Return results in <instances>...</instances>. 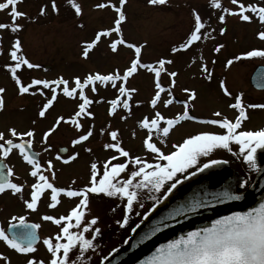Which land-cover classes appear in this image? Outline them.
Returning a JSON list of instances; mask_svg holds the SVG:
<instances>
[{
  "label": "rangeland",
  "instance_id": "obj_1",
  "mask_svg": "<svg viewBox=\"0 0 264 264\" xmlns=\"http://www.w3.org/2000/svg\"><path fill=\"white\" fill-rule=\"evenodd\" d=\"M4 2L6 0H0V3ZM76 2L81 5L83 10L79 16L76 15L68 0H56L58 12L52 9V0H22L18 4V9L27 13V17L18 18L16 23L22 24L23 28L18 33H12L9 29L0 30V36L3 38L0 46L4 49V54L0 55V87L6 89L3 93L5 107L0 111V132H4L5 139H9L11 138L8 132L9 128L15 127L18 132L34 129L36 133L33 140L35 151L37 150L41 155L43 153L45 161L52 160L56 177H64L65 182L75 186L78 179L79 182L84 178L90 179L92 163H96L102 171L100 166L111 156L117 155L115 150L103 147L104 144L112 141L107 131L101 134L102 128L108 131L118 130L121 146L133 157L139 156L148 161L145 156L154 154L145 150L144 139L148 133L146 129L139 126V122L145 116L152 118L157 110L166 118H174L178 114H182L184 105L177 101L187 100L188 93L183 91L185 88L196 92V98L190 101L188 110L190 115L197 117V120L181 121L170 130L169 136L163 142L158 137H153L154 142L162 147L165 153L175 150L174 146L182 143L185 138L202 131L224 133L226 130L218 126L206 125L198 121L210 118L219 119L220 117L213 116V113L217 111L221 112L222 116L234 121L238 111L230 108L229 105L234 103V97L241 93H243L245 104H264V93L255 92L250 81L256 67L264 65V58L241 59L234 61L230 67L227 66V60L234 56L254 48L264 49V40H260L257 36L259 31L264 30V24H261L255 16H253V22H245L239 16L227 15L226 22L222 24L218 20L221 10L211 7V0H167L165 5H151L148 0H127L124 5L127 19L121 24L123 39L130 43L143 45L142 62L155 63L161 58L173 61L172 64L166 65V68L169 72L176 71L178 73L175 78L176 85L172 89L175 97L174 103L165 107L163 100L168 96L167 93H162L161 102L158 103L156 109H153L150 106V100L156 91L154 74L140 69L137 74L129 78L126 85L138 90L130 101L132 105L130 116L127 110L122 108L117 110L116 115H109V101L118 96L117 89L120 82H117V88H112L111 85L105 87L97 83L95 93L91 91V87L85 89L86 94L93 100L89 111L94 113V118L82 117L83 129L79 131L70 123L61 122L57 131L49 137L47 145L42 143L43 133L52 126L55 119L60 115L66 118L72 115L78 110L77 105L80 101L79 97L73 100L60 94L53 107L46 113V117H38V112L46 102V97L40 94L20 95L10 72L4 67L6 64L13 63L8 53L11 44L17 37L22 43L21 54L33 64L40 65L39 68L28 69L24 66L22 70H18V75L25 84L30 83L33 78L54 80L63 76L69 80L70 86H74V77H80L83 80L89 73L107 74L119 69L123 74V71L130 66L131 59L134 58V50L123 45L118 46L117 52H112L109 45L119 38L115 32L110 37H103L90 51L88 59L83 58L84 42L93 39L97 31L113 28L117 14L110 6L104 9L95 7L96 4L106 2V0H76ZM111 2L119 6V0H111ZM221 2L224 7H235L231 4V0H221ZM243 2L246 5L251 3L264 6V0H243ZM45 5H47L46 14L40 15V9ZM193 10L198 12L202 19L210 25L202 31L211 32V37L194 42L186 51L172 53V48H178L181 43L185 42L193 29ZM249 15L253 14L249 13ZM11 22L10 9L0 10V23L10 24ZM81 24L84 27H80ZM221 28L226 29L222 35L220 34ZM221 44L224 47L219 53L215 52L214 48ZM202 63H206L212 72L211 80H208L201 72ZM221 81L226 82L232 96L225 95L220 89ZM170 83L171 78L167 72L162 73L161 84L168 87ZM44 91L50 98V90L45 89ZM101 98H103V102L98 103L97 101ZM137 101H141L139 106H137ZM121 116H127V119H121ZM247 116L248 118L242 122L241 128L237 131L259 130L260 126L264 124V109L248 108ZM109 125L110 128H108ZM90 126H94L93 136L88 141L73 146L71 141ZM15 139L19 140V138ZM24 139L29 138L24 137ZM48 145H51V148L46 151ZM62 147L68 149L67 157L79 153L72 163L58 165L53 160V157L59 153L58 149ZM230 147L232 148L231 152L226 149L213 150L208 157H201L199 164L193 168L197 169L202 162H209L211 159L217 160L220 157L225 158V161L233 165L237 157L239 162L232 168L238 172V175L240 174V177L247 175L252 177L254 170L241 162L243 158L238 150L239 145L232 142ZM86 148H91V152L86 151ZM20 155V152H17L9 159L10 163L19 166L15 170V175L18 172L27 171V164ZM118 158L126 162V158ZM137 167L135 164H129L124 172L131 175L133 171L137 170ZM213 168L210 167V169ZM47 174L52 180L51 174L49 172ZM23 177L24 175L20 174L14 179L22 182ZM67 178L70 180H66ZM78 187L83 186L78 185ZM136 189L134 185L132 190ZM97 196L99 197L98 209L89 207L85 222L89 221L95 213H97L96 217H99L98 212L102 206L112 204L107 200L114 197L103 193L97 194ZM0 200V204L6 207H3L5 210L2 211L1 224L8 226L12 217L17 214L8 206L9 198L4 196ZM110 207L108 209L111 210ZM137 207L139 206L137 205ZM23 209L19 211V216L25 214L26 209ZM112 209L114 214L118 212V209L116 210L113 206ZM135 214L136 211H133L131 216H135ZM109 219L110 217L106 215L99 217L96 226L101 229L100 233L106 231L110 226L111 231L117 233L116 226L108 224ZM0 251H5V249L0 246Z\"/></svg>",
  "mask_w": 264,
  "mask_h": 264
},
{
  "label": "snow or ice",
  "instance_id": "obj_2",
  "mask_svg": "<svg viewBox=\"0 0 264 264\" xmlns=\"http://www.w3.org/2000/svg\"><path fill=\"white\" fill-rule=\"evenodd\" d=\"M22 0H6L4 3H0V10L10 9V16L12 22L0 23V30L9 29L12 33H18L22 28V24H17L18 18L27 17V13L18 9V4ZM71 7L75 10L76 15L82 14V7L76 0H68ZM127 0H119V6L113 4L111 0L98 3L95 5L98 9H104L111 7L117 14V18L114 21V27L97 31L95 36L90 41H85L83 44L82 56L85 59L89 58L90 51L94 49L103 37H110L115 32L119 38L112 41L109 45L112 52L118 51V46L123 45L127 48L134 50V58L130 61L123 74L119 69L114 70L111 73L101 74L100 72L89 73L83 80L80 77L73 78V85L70 86L69 80L63 76L54 80L49 79H31L30 83L25 84L18 70H22L24 66L28 69L39 68L40 65L33 64L22 55V43L17 37L11 44L8 55L13 63L6 64L4 67L10 72L11 78L15 81L18 87V93L20 95L40 94L46 97V102L38 112V117L45 118L46 113L57 101L58 95L62 94L66 98L77 99L79 97V103L77 109L69 117L63 115L58 116L51 127L43 133L42 143H48L49 137L57 131L61 122L70 123L78 131L83 129L81 123L82 117H93L94 113L89 111L90 105L93 100L86 94L85 89L91 87L92 92L97 91V83L107 87L111 85L112 88L118 87V96L115 99L109 101V115H116L117 110L122 108L127 110L128 115L132 114V101L133 95L138 91L135 88L127 87V81L134 74L138 73V70L144 69L154 74L155 94L150 100V106L153 109L157 108L158 103L161 102V94L167 93L168 98L163 100L165 107L172 105L175 101L172 89L176 85V77L178 73L176 71H168L166 65L173 63L171 59L161 58L155 63L142 62L141 53L143 45H137L130 43L123 39V33L121 24L126 21V13L124 12V5ZM151 5H165L167 0H148ZM231 4L234 8L224 7L221 0H211V7L221 10V14L218 16V20L223 24L226 22L227 15L239 16L242 21L253 22V16L261 24H264V6L258 4H245L243 0H231ZM51 7L54 11L58 12L59 9L56 5V0H52ZM47 5L40 9V15L46 14ZM249 13L253 15H249ZM30 19V18H29ZM193 29L190 32L185 42L181 43L179 47H173L172 53L178 51L188 50L194 42L211 37V32H204L206 28L210 27L206 21H204L201 15L193 10ZM80 27H84L83 24ZM215 31V29H212ZM226 29L221 28L220 34L222 35ZM260 40H264V30L257 33ZM2 36H0V45H2ZM224 45H219L214 48V51L219 53ZM4 54V49L0 46V55ZM251 58H264V49H252L234 56L232 59L227 60V66H231L234 61L241 59ZM202 59V58H201ZM195 62V61H194ZM171 78V83L168 87H164L161 84V75L166 73ZM201 72L208 79H212V72L210 71L206 63L201 64ZM220 87L225 95L232 96L226 86L225 81L220 82ZM45 89L50 90V98H48ZM5 88L0 87V111L5 107L3 93ZM188 93V98L185 101H177L184 105V111L182 114H178L174 118H166L160 111H155L154 116L149 118L145 116L140 122L139 126L142 129L147 130V136L144 139L145 150L155 154L156 163L150 164L146 160L141 159L139 156L133 157L129 151L121 146V141L118 139L119 131L102 128L101 134L107 131L111 141L103 145L105 149L115 150L117 155L111 156L104 162L103 172L96 163L91 164V178L90 184L83 188H63L57 187L49 179L45 172L51 174L52 179L56 177V172L53 168L52 160L46 162V166H42L39 153L32 151V144L35 138V130L30 129L24 132H18L15 127L9 128L8 132L13 138H19V142H15L13 139H5V133L0 132V156L7 158L13 149L19 150L23 157V160L31 166L30 176L36 178L35 182L30 185V199H24V205L31 211H36L40 202V199L46 190H50V203L48 207L56 208L60 203L59 196L64 194L68 198H79V203L71 208L68 215H61L56 217L54 215L45 214L41 217L44 221H51L60 226V231L54 237H47L43 240V244L46 247L47 252L50 254V258L47 260V264H70L69 254L74 248H79L80 252L93 248V242L91 239L85 237L84 233L94 231L97 235L100 234L101 229L96 226L99 222V217H92L86 223L84 222L85 213L88 210L89 194L103 193L109 197L123 196L127 198V209L132 211L133 202L137 197V192L133 189V180L136 177H142V180L135 185L136 188L151 186L156 192L161 191L166 181H172L168 185L167 192H171L177 184L181 182L178 173H187L190 168L199 164L201 157H208L210 153L215 149H226L229 152L232 151L230 144L235 142L240 146L239 151L244 155L245 161L250 167L256 166V153L258 149H264V129L260 130H244L237 131L241 128L242 122L248 118V108H261L264 109V104H245L243 101V93L234 97V103L229 107L238 111V115L235 120H230L227 117L222 116V113L217 111L213 113L214 117L210 119L199 120V123L218 126L221 129L226 130L224 133H214L210 131H202L198 134L191 135L185 138L182 143L175 145V150L165 153L162 147L158 146L154 142L153 137H158L161 142L169 136L170 130L183 120H197V117L190 115L189 107L190 101L196 98V92L191 89H183ZM103 102V98L97 101ZM137 106L141 101H137ZM121 119H127V116H121ZM33 123H36L33 121ZM163 123V126H162ZM93 127L90 126L87 130L82 131L75 139L71 141L73 146L79 145L82 142H86L93 136ZM111 126L109 125L108 128ZM135 135V133H133ZM28 137L29 139H24ZM51 148V145L45 149L46 151ZM91 152V148L85 149ZM67 148L60 149V152L56 155L57 160H62L64 163H68L70 160L76 159L79 153L70 155L67 159L60 153L67 152ZM118 157L126 158V162L117 161ZM166 161V163H163ZM222 163V161L211 159L209 162L203 163L197 170L203 172L210 166ZM129 164L137 165V170L133 171L131 178L119 181L117 177L125 171ZM5 165H0V194H3L6 190H11L15 194H20L23 197L25 185L22 183L13 182L10 177L13 175V169L8 167L5 172ZM195 175V172L192 173ZM101 176L100 179H97ZM243 187V185H241ZM213 198L216 201L222 202L223 200H240L241 194L235 192L224 191L221 193L213 194ZM159 202V198H157ZM203 201H194L188 204L186 207H180L173 209L167 217L162 218L159 222L154 224L150 231L145 234L144 239L155 233L161 231L162 227H167L166 221L168 219H174L177 215H183L187 212H195L202 206ZM147 218V217H145ZM8 229L0 227V241H3L9 248L15 250L17 253L27 255L29 258L26 260V264H46L44 259L38 258L34 255H29L38 251L36 244L39 241L37 230L40 229L41 224L29 223L25 216H13ZM75 221V223H73ZM119 223V221H118ZM128 223V218H123V224ZM77 229L72 231L71 229ZM139 228V225H137ZM136 229H133L135 232ZM128 241H125L127 243ZM105 259H107L105 257ZM0 261H5L7 264H11L7 256L0 255ZM148 264H264V203H261L258 207L253 208L247 212H235L230 216H224L213 222L211 227H206L200 230L191 231L186 236L180 237L178 240L162 246L158 249L156 255L148 262Z\"/></svg>",
  "mask_w": 264,
  "mask_h": 264
},
{
  "label": "flooded vegetation",
  "instance_id": "obj_3",
  "mask_svg": "<svg viewBox=\"0 0 264 264\" xmlns=\"http://www.w3.org/2000/svg\"><path fill=\"white\" fill-rule=\"evenodd\" d=\"M252 86V85H251ZM253 88V86H252ZM221 89V87H220ZM253 90L257 93H264V90L259 91L253 88ZM221 93V92H220ZM260 129H264V124L260 126ZM259 129V130H260ZM11 137V136H10ZM15 142H19V140L11 137ZM1 142V141H0ZM32 148L35 151V147L32 144ZM64 148V147H62ZM240 148V146H239ZM61 148L58 149V152ZM174 150V149H173ZM239 150V149H238ZM19 152L17 149H13V151L10 153V155L7 158H4L0 156V163L2 162V165H5V171H7V168L10 167L13 169V175L10 177V179L15 182V183H22L25 185L24 187V192H23V197L21 198L20 194H13L11 190H6L3 194H0V199L5 196V198H9V203L8 206H10L11 210L17 214V217L19 216L18 213L21 209L25 208L26 212L23 216L26 217L29 223H38L41 224L40 229L37 230V234L39 236V241L36 244V247L38 249L37 252L29 254V255H34L38 258L44 259L46 264L47 260L50 258V254L47 252L46 247L43 244V240L47 237H54L59 231H60V226L56 225L55 223L51 221H44L41 219V217L45 214H50L54 215L56 217H59L61 215H68L71 208L75 207L79 203V198H68L64 194H61L59 196L60 203L57 205L56 208H50L48 207L50 203V190H46L44 194L42 195L38 208L36 211H31L26 208L24 205V199H30V192H31V187L30 185L35 182L36 178L30 176L31 172V166L27 164L25 161L26 165V170L24 173L23 172H18L17 175H15V170L19 168V166H16L15 164H12L9 162V159L11 158L10 156ZM37 152V150H36ZM41 152V151H40ZM68 153V151H67ZM66 153V154H67ZM66 154L63 155V157L66 159L68 158ZM62 155V154H61ZM240 155L243 158L244 164L246 167H249L250 169L254 170V174L251 176H239L238 172L233 169L234 165H236L239 161V159L236 157L234 160V164L231 165L227 161H225V158H219L217 160L222 161V163L213 165L210 167H214L213 169H210V167L203 172L198 171L197 169L190 168L187 173H178L177 175L179 176L181 182L176 185V187L169 193L167 192L168 185L172 183V181H166L164 187L161 189V191L156 192L151 186L145 188V187H140L137 188L135 191L137 192V197L133 202V207L132 211L129 212L127 209V198L117 195L114 196V201L113 198H108V202H112L109 206H111V210L108 209L109 206H102V209L98 212L99 217L101 215H106L107 217H110L108 220V224L111 223L112 226H116L117 233L111 231V226L106 230L102 231L99 235H97L94 231H89L87 233H84L85 237L88 239H91L93 242V248L88 249L84 251L83 253L80 252L79 248H74L70 254H69V259H70V264H103L106 260H108L113 252L117 250H123L127 244L125 241H129L130 237L132 236L133 229H137V225L141 226L144 221L146 220L145 217H148L152 212H154L159 206H161L163 203L167 201V199L176 194L178 191H180L184 186H186L188 183L192 182L195 178L201 177L203 175L209 174V173H214V172H222L225 170H229L233 172L235 175L237 182H236V190L241 192L247 190L253 183L254 179L256 178L258 171L262 165V162L264 160V149H258L256 153V166L250 167L247 161L244 159V155L240 153ZM21 156V155H20ZM148 156V157H146ZM145 159L148 158V163L154 164L156 163L155 159V154L151 156L150 154L146 155ZM22 157V156H21ZM39 159L41 162L42 166H46L45 161V156L39 153ZM53 160H55V163H58V165L62 164H70L72 163V160H70L68 163H64L62 160H57L56 157H53ZM121 158H118L117 161H113V163L121 162ZM163 163H166L164 161ZM206 163V162H205ZM203 162L201 163L202 166ZM104 165V164H103ZM103 165L100 166L102 168L101 171V176L103 172ZM54 168V167H53ZM55 169V168H54ZM195 172V175H192V173ZM48 172H45L44 174L46 175ZM20 174H23V180L22 182L17 181L14 179V177H18ZM48 175V174H47ZM101 176H98L97 179H100ZM91 178V177H90ZM131 175L129 173H125L124 171L120 173V175L117 177V180L119 181H124L127 179H130ZM49 179H51L49 177ZM82 179L81 182H79V179L76 181L77 184L75 186L65 182L64 177H56L55 180H50L52 183H54L55 186L57 187H63V188H79L78 185L80 186H88L90 184V179ZM136 180H133V186L139 183L142 180V177H136ZM66 180H70L67 178ZM86 181V182H85ZM31 183V184H28ZM80 183V184H79ZM243 185V187H241ZM81 187V188H83ZM157 198H159V202H157ZM99 197L97 194H89V204H88V209L89 207L96 208L98 209L97 202H98ZM1 201V200H0ZM137 205L139 207H137ZM112 206L118 209V212L116 214L113 213ZM0 204V227H3L5 229H8L9 225L11 223H14V221H10L8 226H4L1 224V220L3 218L2 211L5 210ZM107 207V208H106ZM6 208V207H5ZM138 208V209H136ZM24 210V209H23ZM136 211L135 216H131L132 212ZM93 212V211H92ZM114 215V216H113ZM96 217L97 213L93 214L92 217ZM128 218V223L125 225L123 224V218L124 217ZM87 217V211L85 213V218ZM113 217V218H112ZM84 218V222H85ZM112 218V219H111ZM119 221V223H118ZM75 223V221H73ZM86 223V222H85ZM107 223V222H105ZM107 224V225H108ZM97 227V226H93ZM72 231H76L77 229L73 228L71 229ZM108 234V235H105ZM111 238V239H110ZM108 243V245H107ZM0 246H2L5 251H0V255L7 256L11 262V264H26V260L29 258L27 255H22L17 253L15 250L9 248L3 241H0ZM12 256V257H11ZM105 257L107 259H105ZM0 264H7L5 261H0Z\"/></svg>",
  "mask_w": 264,
  "mask_h": 264
},
{
  "label": "water",
  "instance_id": "obj_4",
  "mask_svg": "<svg viewBox=\"0 0 264 264\" xmlns=\"http://www.w3.org/2000/svg\"><path fill=\"white\" fill-rule=\"evenodd\" d=\"M251 85L256 90H264V66H258L254 70L251 76ZM236 182L235 175L229 170L195 178L148 215L144 223L132 234L127 246L123 250L113 252L112 256L103 264H148L158 249L186 236L187 233L211 227L213 222L221 217L230 216L235 212H247L258 207L264 203V160L253 185L248 190L238 192ZM224 191L241 194L242 199H226L219 202L213 198V194ZM197 200L204 203L195 212H187L177 215L174 219H168L167 227H162L161 231L144 239L151 227L162 218L167 217L173 209L186 207Z\"/></svg>",
  "mask_w": 264,
  "mask_h": 264
}]
</instances>
